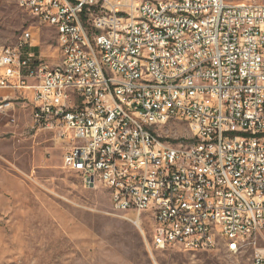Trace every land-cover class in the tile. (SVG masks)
I'll use <instances>...</instances> for the list:
<instances>
[{"label":"built area","instance_id":"obj_1","mask_svg":"<svg viewBox=\"0 0 264 264\" xmlns=\"http://www.w3.org/2000/svg\"><path fill=\"white\" fill-rule=\"evenodd\" d=\"M16 1L54 29L59 60L47 65L29 30L13 45L0 34V88L28 102L33 126L63 131L65 170L104 188L142 236L146 216L149 250L264 240V4ZM170 123L191 139L172 141Z\"/></svg>","mask_w":264,"mask_h":264},{"label":"rangeland","instance_id":"obj_2","mask_svg":"<svg viewBox=\"0 0 264 264\" xmlns=\"http://www.w3.org/2000/svg\"><path fill=\"white\" fill-rule=\"evenodd\" d=\"M118 1L133 11L142 2L156 0ZM25 30L36 39L43 61L56 65L54 29L16 0H6L0 7L2 42L13 45ZM10 97L14 107L0 113V264H252L255 251H264V240L236 254L224 246L210 252L149 250L152 225L147 217H141L142 236L132 222L134 215L116 211L104 188H86L80 177L63 168L69 149L63 131L33 126L28 102L18 91ZM164 131L172 141L191 139L183 123H170Z\"/></svg>","mask_w":264,"mask_h":264},{"label":"crops","instance_id":"obj_3","mask_svg":"<svg viewBox=\"0 0 264 264\" xmlns=\"http://www.w3.org/2000/svg\"><path fill=\"white\" fill-rule=\"evenodd\" d=\"M35 51H37V50H35ZM11 92H12V90H7V89H1L0 88V99L7 100L8 102L11 103L12 107H14L13 106V102L11 101L12 99L10 97V93Z\"/></svg>","mask_w":264,"mask_h":264},{"label":"bare ground","instance_id":"obj_4","mask_svg":"<svg viewBox=\"0 0 264 264\" xmlns=\"http://www.w3.org/2000/svg\"><path fill=\"white\" fill-rule=\"evenodd\" d=\"M130 10H132V6H129ZM226 252L230 253V246H224Z\"/></svg>","mask_w":264,"mask_h":264}]
</instances>
